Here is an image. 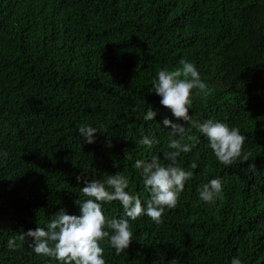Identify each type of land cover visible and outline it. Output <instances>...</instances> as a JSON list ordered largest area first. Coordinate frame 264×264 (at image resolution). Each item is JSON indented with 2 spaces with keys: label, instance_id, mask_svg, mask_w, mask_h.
<instances>
[{
  "label": "trees",
  "instance_id": "obj_1",
  "mask_svg": "<svg viewBox=\"0 0 264 264\" xmlns=\"http://www.w3.org/2000/svg\"><path fill=\"white\" fill-rule=\"evenodd\" d=\"M181 59L214 88L206 99L194 95L192 121L238 127L249 161L220 164L186 124L199 142L177 158L193 177L176 207L159 225L146 215L129 221L133 241L120 255L102 242L106 264H264V0H0V264H58L27 242L15 251L7 242L61 208L80 215L78 176L120 172L146 207L134 164L153 155L168 163L163 152L176 137L163 120L184 122L153 85ZM149 107L154 121L144 120ZM84 125L97 129L95 143H84ZM144 135L159 144L140 146ZM212 179L222 192L205 203L199 191ZM103 209L123 214L118 201Z\"/></svg>",
  "mask_w": 264,
  "mask_h": 264
},
{
  "label": "clouds",
  "instance_id": "obj_2",
  "mask_svg": "<svg viewBox=\"0 0 264 264\" xmlns=\"http://www.w3.org/2000/svg\"><path fill=\"white\" fill-rule=\"evenodd\" d=\"M179 67L173 70H159L158 79L154 81L153 92L161 97V105L170 110L176 121L168 118L163 120L165 128H170L167 151L160 156L153 155L149 161L136 160L134 167L140 172L150 199L146 207L138 194H131L126 189L129 179L118 172L106 175L105 180L89 181L78 176V183L83 181L80 188V198L75 203L80 208V215H69L61 208L45 227L38 226L35 230L21 232L17 237L9 238L7 248L17 250L24 242L36 255L50 257L58 264H106L105 249L102 242H107L120 255L133 241V232L129 221H136L141 216L149 217L157 225L162 223L166 209L175 208L179 195L183 192L185 182L193 177L192 171L177 166V158L181 153H189L199 141L188 133L185 125L191 123L209 142L217 161L224 166L249 161L250 153L243 149L246 137L238 127L213 119L204 122L192 121L189 109L193 104L194 95L200 99L208 98L214 88L201 79L200 73L193 62L186 59L179 61ZM157 113L149 107L144 115L145 121H154ZM79 134L84 143H95L94 136L98 132L93 126L79 127ZM140 146L151 150L159 144L154 135H144ZM111 146V145H109ZM7 157V153H3ZM196 164L191 168L195 169ZM249 171H255V165H249ZM222 192L220 179H212L204 184L199 191V198L205 203H214ZM81 196L84 197L81 199ZM118 201L123 209L120 218H109L104 215L103 205ZM20 241V244L17 243ZM31 241V242H29ZM231 264H242L239 258H233Z\"/></svg>",
  "mask_w": 264,
  "mask_h": 264
}]
</instances>
